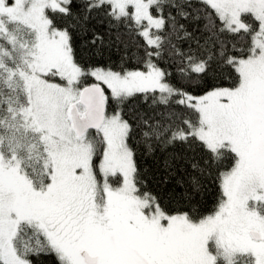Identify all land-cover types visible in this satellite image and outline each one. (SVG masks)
<instances>
[{
    "label": "snow or ice",
    "instance_id": "6c2138e0",
    "mask_svg": "<svg viewBox=\"0 0 264 264\" xmlns=\"http://www.w3.org/2000/svg\"><path fill=\"white\" fill-rule=\"evenodd\" d=\"M0 264H264V0H0Z\"/></svg>",
    "mask_w": 264,
    "mask_h": 264
},
{
    "label": "trees",
    "instance_id": "16d2710c",
    "mask_svg": "<svg viewBox=\"0 0 264 264\" xmlns=\"http://www.w3.org/2000/svg\"><path fill=\"white\" fill-rule=\"evenodd\" d=\"M112 59L118 60L119 53L116 52L115 49L112 50ZM142 167H146L149 169L150 173H154L156 176H163L165 175V169H164V154L157 152L156 157H144L142 158ZM208 208L212 207V197H208Z\"/></svg>",
    "mask_w": 264,
    "mask_h": 264
}]
</instances>
